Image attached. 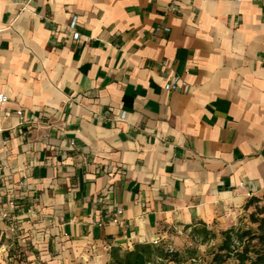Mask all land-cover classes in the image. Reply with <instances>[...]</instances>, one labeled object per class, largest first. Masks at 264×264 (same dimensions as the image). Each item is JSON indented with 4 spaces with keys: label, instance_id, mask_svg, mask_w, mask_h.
I'll list each match as a JSON object with an SVG mask.
<instances>
[{
    "label": "crops",
    "instance_id": "1",
    "mask_svg": "<svg viewBox=\"0 0 264 264\" xmlns=\"http://www.w3.org/2000/svg\"><path fill=\"white\" fill-rule=\"evenodd\" d=\"M0 93L6 264H109L264 198V0H0Z\"/></svg>",
    "mask_w": 264,
    "mask_h": 264
},
{
    "label": "trees",
    "instance_id": "2",
    "mask_svg": "<svg viewBox=\"0 0 264 264\" xmlns=\"http://www.w3.org/2000/svg\"><path fill=\"white\" fill-rule=\"evenodd\" d=\"M256 200L251 199L247 206ZM251 217L257 226L254 229L231 227L224 230L221 244L209 259L200 261L195 256L185 257L178 252H169L151 242H138L130 249L112 248L109 264H264V217L253 214ZM195 225H187L194 234L208 232L205 224H202V228ZM230 259L233 261L229 262Z\"/></svg>",
    "mask_w": 264,
    "mask_h": 264
},
{
    "label": "rangeland",
    "instance_id": "3",
    "mask_svg": "<svg viewBox=\"0 0 264 264\" xmlns=\"http://www.w3.org/2000/svg\"><path fill=\"white\" fill-rule=\"evenodd\" d=\"M251 214L257 217H264V198H257L251 206L240 211L228 227L207 226V233L197 235L192 232L189 226H174L167 228L158 237L156 246H161L169 252H178L185 257L195 256L198 260L209 259L211 254L217 250L223 240L222 232L228 228L254 229L257 224L254 223ZM197 228H202V224H196ZM5 240L0 241V264H6ZM197 260V261H198ZM233 260L230 259L229 262ZM175 264V263H169Z\"/></svg>",
    "mask_w": 264,
    "mask_h": 264
},
{
    "label": "built area",
    "instance_id": "4",
    "mask_svg": "<svg viewBox=\"0 0 264 264\" xmlns=\"http://www.w3.org/2000/svg\"><path fill=\"white\" fill-rule=\"evenodd\" d=\"M172 9H175V6H172ZM75 23H76V20H73L70 27L71 28H74L75 26ZM79 33L78 32H74V37H78ZM178 85V79L177 78H174V79H171L170 81H168L166 84H165V89L169 90V89H172V88H175L176 86ZM6 99V96L3 94V93H0V101H4ZM18 114H21L22 111L21 110H18L17 111ZM122 214V209L121 208H117L116 211H115V217L113 218V221L114 222H118V218H119V215ZM2 217H5L6 214L3 213L1 214ZM158 242V238H154L151 243L153 244H156Z\"/></svg>",
    "mask_w": 264,
    "mask_h": 264
}]
</instances>
